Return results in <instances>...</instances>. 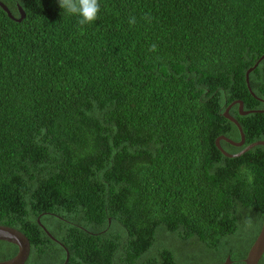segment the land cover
<instances>
[{
  "label": "trees",
  "instance_id": "16d2710c",
  "mask_svg": "<svg viewBox=\"0 0 264 264\" xmlns=\"http://www.w3.org/2000/svg\"><path fill=\"white\" fill-rule=\"evenodd\" d=\"M0 2L25 14L0 8V226L26 264H244L264 146L228 158L216 140L240 141L231 103L264 111V59L256 98L245 82L264 0H100L83 28L57 0ZM229 115L245 147L264 141V113ZM17 250L0 241V262Z\"/></svg>",
  "mask_w": 264,
  "mask_h": 264
},
{
  "label": "water",
  "instance_id": "95a60500",
  "mask_svg": "<svg viewBox=\"0 0 264 264\" xmlns=\"http://www.w3.org/2000/svg\"><path fill=\"white\" fill-rule=\"evenodd\" d=\"M0 8L7 14V16L11 20H13L15 22H21L25 17L24 12L22 11V9L19 6H17L19 18H15L14 16H12L10 11L1 2H0ZM263 59H264V55L255 63V65L252 68L248 69L245 73V82H246L247 88H248L250 94L254 98H256V96L252 93V91L250 89L249 75L251 72L254 71V69L258 66V64ZM235 105H238L239 115H241V116H246L248 114H253V113H264V111L242 112L243 111V104L240 101H235V102L231 103L225 109L222 116L225 119L229 120L231 123H233L236 126V128L238 129L239 134H240V141L239 142H233V141L228 140V139L223 138V137L216 140V147L219 149V151L224 156H226L228 158H237V157H240L241 155L245 154L246 152H248L252 148H255L257 146H264V141L255 142V143H252V144L246 146L244 149H242L239 153H237L235 155L227 154L226 152H224L221 149V147L219 145L220 140H224L229 145L236 147V148L242 147L245 143L244 135L242 133L240 125L237 123V121L234 118H232L229 115V110L231 109V107H233ZM37 223H38V225H40L39 221H37ZM42 228H43L44 232L47 234V236L50 239L54 240V238H52V236L47 232V230L44 227H42ZM0 241H4V242L10 243V244H13L18 249L17 254L12 259L5 261V262H0V264H26V260L29 256V252H30V244H29L28 239L22 233L18 232L17 230H14L12 228H9V227L0 226ZM263 254H264V219H263L259 234H258L257 238L255 239V241L253 242V244L251 245V247L249 248V251H248L245 259L243 260V263L244 264H258V262L261 259ZM68 258H69V254H68V252H66V259H65L64 264H67ZM224 264H231L229 257L226 259Z\"/></svg>",
  "mask_w": 264,
  "mask_h": 264
},
{
  "label": "clouds",
  "instance_id": "9594fccd",
  "mask_svg": "<svg viewBox=\"0 0 264 264\" xmlns=\"http://www.w3.org/2000/svg\"><path fill=\"white\" fill-rule=\"evenodd\" d=\"M58 6L62 9V13L75 16L77 23L83 28L95 22L100 12V0H57ZM135 23V17H130L129 24ZM150 51L156 50V45L150 46ZM251 182V176H248Z\"/></svg>",
  "mask_w": 264,
  "mask_h": 264
},
{
  "label": "flooded vegetation",
  "instance_id": "af4514ba",
  "mask_svg": "<svg viewBox=\"0 0 264 264\" xmlns=\"http://www.w3.org/2000/svg\"><path fill=\"white\" fill-rule=\"evenodd\" d=\"M225 143H227V142H225ZM231 147H233V146H231ZM244 147H245V143H244V145H243L242 147H240V148L233 147V149H238V150L240 151V150H242Z\"/></svg>",
  "mask_w": 264,
  "mask_h": 264
}]
</instances>
